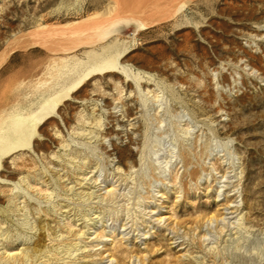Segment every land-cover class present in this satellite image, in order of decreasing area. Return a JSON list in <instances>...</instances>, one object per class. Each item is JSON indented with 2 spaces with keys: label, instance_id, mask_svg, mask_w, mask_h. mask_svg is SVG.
Instances as JSON below:
<instances>
[{
  "label": "rangeland",
  "instance_id": "obj_1",
  "mask_svg": "<svg viewBox=\"0 0 264 264\" xmlns=\"http://www.w3.org/2000/svg\"><path fill=\"white\" fill-rule=\"evenodd\" d=\"M48 100L0 264H264V0H0V131Z\"/></svg>",
  "mask_w": 264,
  "mask_h": 264
},
{
  "label": "bare ground",
  "instance_id": "obj_2",
  "mask_svg": "<svg viewBox=\"0 0 264 264\" xmlns=\"http://www.w3.org/2000/svg\"><path fill=\"white\" fill-rule=\"evenodd\" d=\"M116 31V28L109 30L106 37L113 35ZM118 64V57L115 54L110 53L109 56L94 63L89 68V72L98 71L101 69L116 68ZM53 103L51 100L46 101L41 109L32 116L26 117L22 114H16V116L12 117L10 122H7V126L5 128L3 127V129L0 131V152L2 154H9L12 151L29 147L34 135L32 120H43L53 113L55 110ZM211 218L214 221L213 216ZM224 220L225 219H223V221ZM213 221L209 222L214 224ZM110 262H112V259Z\"/></svg>",
  "mask_w": 264,
  "mask_h": 264
}]
</instances>
